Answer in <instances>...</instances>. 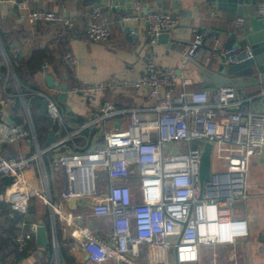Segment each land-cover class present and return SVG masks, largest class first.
Masks as SVG:
<instances>
[{"label": "built area", "instance_id": "built-area-1", "mask_svg": "<svg viewBox=\"0 0 264 264\" xmlns=\"http://www.w3.org/2000/svg\"><path fill=\"white\" fill-rule=\"evenodd\" d=\"M142 7L140 0L134 1L136 13ZM258 13L264 17V5H259ZM29 18L35 23H62L69 29L74 28L71 19L52 11L37 9L29 13ZM90 18L92 21L85 31L88 39L95 43L108 42L111 32L102 22L100 10L92 11ZM132 19L123 18L121 22ZM146 21L152 43L160 34L178 26V20L171 14L148 9ZM241 24L242 20H238V25ZM183 56V69L189 61L199 62L204 67L216 61L231 66L253 58L252 49H222L196 30ZM64 62L71 70L77 65L72 54H67ZM7 65V77L0 89V179L5 176L13 179L3 195L12 213L27 216L30 201L39 198L51 211L55 231L57 220L70 221L64 217V203L100 199L92 205V214L111 219V244L95 239L87 229L78 227L72 233L75 239L84 241L88 258L96 264L112 258L129 262V255L140 258L143 247L158 253L175 251L176 264H200L202 246L234 242L233 238L226 239V231L235 227L237 203L249 197L250 163L264 153V89L258 95L263 110L243 113L240 109L243 98L236 89L189 90V80L178 83L174 70L159 68L156 60L150 58L141 78L81 83L69 88L68 95L79 96L91 105L89 120L73 129L58 105L61 91L46 93L25 87L9 62ZM40 73L44 77L54 75L49 64H44ZM109 90L115 93L144 91L151 103L146 108L120 106L104 98ZM38 100L46 102L47 114L58 133H66L47 149L40 146L33 119L32 104ZM146 113L155 117H142ZM6 118L19 122L13 120L14 125H11ZM108 122L119 127L110 128ZM96 127L102 129V147L86 150L78 146L75 151H59L67 142L74 143L82 132H92ZM23 141L28 149H34L31 154L22 152ZM207 143L213 145L212 176L200 198V162ZM9 145L18 146L16 157L1 154ZM51 152L54 153L51 168L63 171L66 178L58 203L52 200L44 158ZM32 169L39 173L40 187L26 177ZM100 169L111 182L105 196L99 195L97 190ZM133 176L139 179L140 199L135 198L128 184ZM6 217V211L0 207V224ZM21 226L29 232L16 237L19 252L26 249L30 240L36 239L42 225L23 222ZM52 247L58 259L59 243L55 237ZM145 259H152L150 252L145 254ZM211 264L224 263L215 260Z\"/></svg>", "mask_w": 264, "mask_h": 264}, {"label": "crops", "instance_id": "crops-1", "mask_svg": "<svg viewBox=\"0 0 264 264\" xmlns=\"http://www.w3.org/2000/svg\"><path fill=\"white\" fill-rule=\"evenodd\" d=\"M134 1L117 0L116 7H113L108 0H102L105 6L96 9L92 0H0V69L5 70L4 74H0V89L9 70L7 62L14 71V64L25 63L34 51L44 50L48 52L52 62L54 75L51 76L60 84L67 85L68 89L81 83H110L141 78L145 73L148 59L154 58L159 68L169 67L175 71L178 83L183 79L189 80L191 82L189 90L212 91L214 89L201 84V73L197 66V64L202 65L201 63L189 61L187 67L182 68L183 55L194 38L195 30L216 42L222 49L238 48L245 51L264 41V17L258 13V7L264 5V0H245L242 15L228 9L220 10L217 2L206 0H162L161 4L157 0H140L143 7L136 13ZM37 9L52 11L63 18L71 19L74 28L69 29L62 23L32 22L29 13ZM146 9L169 13L178 20V26L172 33L170 48L166 44L157 41L152 43L148 40ZM94 10H100L102 22L110 28V40L106 43L92 42L86 35V28L92 21L90 13ZM128 17L133 18L131 21L138 22L137 39L132 38L121 26V20ZM135 17L138 19H134ZM238 20H242L241 25H238ZM205 52L204 50L203 54ZM67 54L76 57L77 65L74 70L69 69L64 62ZM256 64V73L264 79V53L256 58ZM222 67L225 65L216 61L206 68L217 72ZM30 81L35 84L32 88L43 92L51 93L55 90L47 87L45 77L40 70L30 78ZM263 89L262 85H253L242 92L238 91L243 98L240 108L243 113L263 110L262 102L258 98ZM104 98L126 107L146 108L151 103L144 91L115 93L109 90ZM35 104L40 106L42 111L37 101ZM58 105L66 113V122L71 124L73 129H77L90 118L91 105L79 96L68 95L66 103L60 102L58 98ZM142 117H155V115L146 113ZM45 126L47 129L45 135L38 132L39 142H42L40 146L43 149L49 146L47 119ZM108 126L114 128L117 124L108 122ZM53 128L56 134L55 141L66 136V133L60 135L57 128ZM101 131V127H96L92 132L84 131L74 139V143L67 142L59 151H75L78 146L86 150L102 147L104 139ZM20 145L24 154H31L34 151L33 148L31 150L27 148L26 141L21 142ZM17 153V145L6 146L1 151L4 157H16ZM53 154V152L46 153L44 158L52 200L58 203L61 202L66 178L63 171L51 168ZM26 177L34 186L42 185L37 170H29ZM128 184L135 198L140 199L138 177H131ZM110 185L107 173L100 169L97 180L99 195L105 196ZM248 196L246 201H241L235 206V227L226 231V239L233 238L234 242L202 246L200 264H211L215 260L224 264H264V153L260 157L253 158L250 163ZM37 200L47 212L48 228L46 224L41 223V225L47 229L49 246L45 249L39 248L36 239L30 240V243L35 244V248L31 250L28 258L19 261L18 264H96L88 258L84 241L75 239L72 233L78 227L87 229L95 239L111 244L113 229L111 219L95 217L92 214V205L100 202V199H80L75 204H72V201L64 203V217L70 218V221L62 223L57 220L55 231L50 209L41 199L37 198ZM28 232V228H22L21 233ZM54 237L59 243L58 259L52 247ZM46 249H49L48 254ZM147 252L152 255L150 261L145 259ZM3 254L8 255L9 252L5 251ZM171 254L172 251L158 253L143 247L140 258L129 255L127 257L129 262L112 258L101 264H170Z\"/></svg>", "mask_w": 264, "mask_h": 264}, {"label": "water", "instance_id": "water-1", "mask_svg": "<svg viewBox=\"0 0 264 264\" xmlns=\"http://www.w3.org/2000/svg\"><path fill=\"white\" fill-rule=\"evenodd\" d=\"M117 0H108L113 7H116ZM121 1H131V0H121ZM159 4H161L162 0H157ZM207 2H217L218 7L220 10H232L236 11L239 15L243 14L244 2L245 0H206ZM94 3V7L99 9L105 4L102 0H92ZM147 11V9H146ZM137 25L138 22L133 21H124L121 22V26L124 30H126L132 38L137 39ZM172 33L173 31H168L165 33L160 34L156 41L158 43L166 44L168 48L172 45ZM148 40H151L148 36ZM264 53V41L258 43L256 47L252 48V59L245 60L243 62L225 66L220 68L217 72L212 71L209 68H206L200 64H197L200 70V79L201 84L208 86L210 89H215L217 87H226V88H234L239 92H242L245 88L249 86H259L262 85L264 87V79L260 78V76L256 73L257 64L256 58ZM256 67V68H255ZM45 82L47 87L50 89H55L61 91V95L59 96V101L62 103H66L68 98V86L65 84H60L56 81L52 76L48 75L45 77ZM38 105L42 107V115L49 121V135L47 142L49 145L53 144L56 138V134L54 132V121L50 118L46 111V102L38 100ZM6 120L11 124L14 125V121L10 118H6ZM119 127V126H117ZM29 139V137H27ZM212 150L213 145L207 143L204 147L203 154L201 156L200 162V174H199V188H200V198H202L204 186L211 180L212 176ZM12 177L5 176L2 178V182L4 187L9 186L12 182ZM76 201L73 200L72 204H75ZM32 216H29L31 219ZM36 243L39 248H47L49 246V237L47 233V229L44 226H40L36 235ZM175 251H172L170 256V264H176L175 259Z\"/></svg>", "mask_w": 264, "mask_h": 264}, {"label": "trees", "instance_id": "trees-1", "mask_svg": "<svg viewBox=\"0 0 264 264\" xmlns=\"http://www.w3.org/2000/svg\"><path fill=\"white\" fill-rule=\"evenodd\" d=\"M50 60L51 59L47 51L36 50L32 53L31 57L27 60V62L25 63L21 62L16 65L14 64L15 74L23 85L34 87L35 84L30 81V78L34 76L36 72L39 71L44 64H49L52 67V62ZM1 73L2 74L5 73L4 68L0 69V74ZM33 112L36 115L38 114L40 115V117H33L34 124H35V119H36L37 124H39L40 126L38 130L36 128L38 136H39V133H42L43 135H45L47 132L46 131L47 129L45 126L46 119L42 115L40 106H37L35 102L32 104V113ZM13 120L15 122H19L18 119H16L17 121L15 119ZM41 140H42V137H41ZM40 143L42 144L41 141ZM4 190H5V187L3 185L2 180L0 179V207H2L6 211V214H7L6 219L0 224V264H10V263L18 264L19 261H22L28 258L31 250L35 248V244L33 242L32 243L29 242L27 244L26 249L23 252L18 251L17 245L15 243V239L19 234H21L22 223L26 222L30 224L33 222H39V223L46 224V227L48 228L47 212L45 208L40 205L37 198H34L30 201L27 216L12 213L8 209L7 205L5 204L3 200ZM29 215H32V219L28 218ZM49 249H46L47 254H48ZM5 251L9 252V254L8 255L3 254V252ZM47 254H46V260H47Z\"/></svg>", "mask_w": 264, "mask_h": 264}, {"label": "rangeland", "instance_id": "rangeland-1", "mask_svg": "<svg viewBox=\"0 0 264 264\" xmlns=\"http://www.w3.org/2000/svg\"><path fill=\"white\" fill-rule=\"evenodd\" d=\"M33 117H40V115L38 114V115H36L34 112H33ZM35 125H36V128H37V130L39 129V124H37V121H36V119H35ZM199 145H201V146H203V143H198ZM193 145H195V143H193ZM214 168V167H213ZM43 188V187H42ZM42 205V204H41ZM43 207V206H42Z\"/></svg>", "mask_w": 264, "mask_h": 264}]
</instances>
